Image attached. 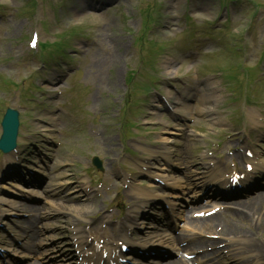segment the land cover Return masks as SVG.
I'll use <instances>...</instances> for the list:
<instances>
[{"label":"rangeland","instance_id":"rangeland-1","mask_svg":"<svg viewBox=\"0 0 264 264\" xmlns=\"http://www.w3.org/2000/svg\"><path fill=\"white\" fill-rule=\"evenodd\" d=\"M38 1L39 7L36 10L38 13L32 16L27 13L30 9L26 6L31 7L28 4L29 1L0 0V94L4 102L12 106L19 104L18 100L22 95L30 96L37 91L34 86L43 91L38 97L43 98L45 92L52 96V101L48 103L50 107L48 111L41 109L36 110V112L26 110L21 112L24 121L22 131L25 132L21 134L23 160L21 165L18 164L15 166L16 168L9 169L7 172L10 178L12 176L17 177L13 181H30L31 176L25 172L20 173V171L37 167L45 168L46 165L48 168L51 167L50 173L54 175V179L62 173V170L59 169L60 166H63L64 169L68 168L69 171L63 173L62 178L55 180V182L62 181L67 184L70 173L78 175L81 165L85 163L86 159L89 162L92 156H99L104 161L106 172L113 174L117 166L115 161L124 153L129 151L141 156L145 148H148V151L152 149L154 153H157L164 150L162 144L168 137L171 138L170 143L176 142L181 146V149L173 145L169 148L170 152L175 151V154L181 152L180 160H177L175 155L172 158L167 157L170 164L174 165V169L180 170L190 166L189 176L191 175V179H194L193 182L200 183L202 181V161L207 156L205 151L209 144L201 140L196 142L195 137L189 136L192 132L188 133V138L184 135L185 140L182 137L174 136V134H167L175 131L168 128L159 129L157 135L152 136L150 133L153 128L147 126L136 133L140 137L143 135L150 137L136 139V141H142L144 148L135 146V143H130L127 146L128 149H125L120 143L118 128L122 116H135L137 119H141L140 124L146 121L154 124L165 113L163 110L158 113L153 109L145 108L150 110L149 116L151 118L148 120L149 117L145 116V109L144 115L139 113L136 115L132 104H130L138 91L135 89L136 92L130 94L131 86L128 82L130 74L138 65L143 67L145 77L152 73L147 68L148 61L147 66H144L143 62L140 61L142 57L146 56V49L144 45L139 48L137 38L141 32L143 35L147 31L144 28L150 25V23L148 25L143 24L144 17L140 14L139 9H143L145 14H149L152 12L153 4L156 8L161 7L159 22H162V25L158 31L152 25L151 28L153 27V29L148 31L147 36L157 38L159 48L163 47L166 52L169 51L170 39L180 34V25H182L179 19L174 18L183 16L186 10L187 16L184 17V20L187 31L182 34L184 49L196 54L197 58L201 60L200 72L211 75L216 70H221L223 78L229 83L227 90L233 92L237 99L243 101L249 99L252 103L264 104L253 100L256 91L258 96L264 98V87H262L264 82V14L258 16L257 13V9L260 7L264 9V0L198 1L204 10L199 12L198 16L201 15L203 19L210 21L224 18L222 27L216 32V34L222 35L220 39L221 48L215 54L216 61L203 59L206 51L202 50L204 37L200 21L189 18L194 0H156V3L155 0H106L109 1L106 4L111 2L106 6L99 4V0ZM186 1H188V7ZM85 2H91L96 7L85 9ZM228 3L229 7L226 8ZM222 4L223 6H221ZM153 18L151 15V20ZM232 20L233 22L230 23ZM35 28H38L42 41L40 56H36V53L28 48V40ZM80 32H82L83 38L80 36ZM68 34H73L77 38L70 41ZM59 42L66 45V52L70 56V65L62 64L58 67V71L53 68L49 69L52 66L41 68V64L48 65L54 62L55 65L56 62H60L59 59L62 55L60 54ZM174 54L175 52L172 55ZM168 60H170L169 63H167ZM178 62L179 58L176 56L171 58L165 52L159 54V73L156 74V78L186 74L185 68L178 70L180 66ZM187 64L191 65V69L196 66L190 61H187ZM65 75L67 76L66 80L64 79ZM136 84L140 86L145 83L144 80L138 78ZM236 84L240 85L236 87ZM8 86L12 87L15 93L11 94ZM57 92H62V96L56 97ZM216 96L220 102V97ZM152 98L155 99V97ZM3 99H0V112L3 110ZM21 101H23L22 98ZM68 102H70L69 106L66 105ZM57 107L67 111V113L63 115L57 111ZM190 111H194L193 113L198 116V119L207 122L202 127H210L211 134L220 128H228L226 123L221 121L222 116L218 113L217 118L219 120L210 122L203 117V114L198 115L196 110ZM164 118H169V116L166 115ZM199 124L201 125V123ZM46 129H52L54 134L50 135ZM195 129L198 130L196 127ZM47 138L54 139L53 143L61 146L59 148L57 146L58 149L45 147ZM256 142L262 147L255 146L254 142L245 145L244 141H235L232 145L240 148L242 153L247 150H255L258 157L263 160L264 137L256 139ZM198 148H201L199 152H197ZM41 152L43 156L40 154ZM186 159L191 164L185 165V162H182ZM120 162L121 164L125 163L121 159ZM70 165L74 166L71 171ZM123 167L128 171H133L128 162ZM12 172L14 175L11 174ZM196 173L197 176L194 178ZM259 175L258 177H260ZM175 178L176 180L182 179V177ZM99 179L105 185L115 183L111 177L105 174L99 176ZM18 183L9 184L7 181L1 183L0 187H4L12 194L23 193L27 190L23 187L19 188ZM180 184V189L185 191L187 188L185 181H181ZM117 189L122 190V184H118ZM68 191H70L69 187ZM108 192L103 195L104 198L98 200V203L95 204L96 207L67 202L66 208L70 212V217L68 216L67 220L62 219L60 222L61 229L66 230L70 221H75L76 218L80 221L78 223H82L97 217L103 201L107 198L106 202H110L109 196H112V189ZM178 192L181 193V190ZM24 194L27 195V192ZM8 196L10 197L9 194ZM257 205L258 210H253L255 213L251 211L250 214L248 213V217H243L240 206L235 204L232 215L228 212L225 218L241 219L240 224L246 223L247 227L250 224L249 228L255 231L252 233L253 242L264 244V202ZM10 207L14 209L13 206ZM189 207L188 205L186 210H189ZM11 208L6 205L5 210H11ZM6 213L13 214V212ZM9 219L10 217H6V220ZM146 223L149 225L144 224L145 227H152L151 222ZM140 226L143 225L140 223ZM243 229L244 227L241 225L234 226V230L237 232H241ZM213 235H217V233L214 232ZM240 248L241 254L236 258H242L244 264H246L245 260L248 263H253V260L248 257L250 254H244L247 250L241 246ZM248 251L251 253V250L248 249ZM259 254L253 257L263 261L264 253Z\"/></svg>","mask_w":264,"mask_h":264},{"label":"bare ground","instance_id":"bare-ground-1","mask_svg":"<svg viewBox=\"0 0 264 264\" xmlns=\"http://www.w3.org/2000/svg\"><path fill=\"white\" fill-rule=\"evenodd\" d=\"M214 110V109H213ZM207 112L208 113H210V112H212V110H207ZM263 200H264V197H260V196H257V195H254L253 196V198H251L249 201H247V203H246V206L244 207V209H249V207L251 206V205H254V207L256 206V204H258V201H260V203H262L263 202ZM243 212H245V211H243ZM220 219H218V218H213V219H209V220H207V221H203V222H197V221H191L190 223H188L189 225H195L197 228H199V229H206V228H208V227H211L213 224H214V222H216V221H219ZM245 225V224H244ZM226 228H231V229H233V227L232 226H230V225H228L227 224V226H226ZM227 231H229L228 229H226ZM234 235V231L233 232H230V233H227V235ZM148 236H153V234L151 233V234H149ZM170 240H171V242H177L178 241V239H176V238H173V236L172 237H170ZM251 241L249 240V243H250ZM173 244V243H172ZM255 246H258V245H256L255 244ZM259 247H261V246H258L257 248H256V250L257 251H259V252H262L263 250L261 249V248H259ZM218 252L220 253V250H218ZM184 261V260H183ZM182 260H179L177 263H174V264H185L184 262H183Z\"/></svg>","mask_w":264,"mask_h":264}]
</instances>
